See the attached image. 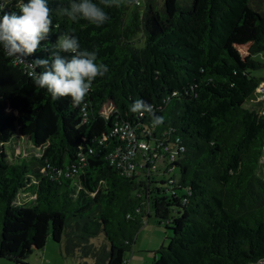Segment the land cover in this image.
Returning <instances> with one entry per match:
<instances>
[{
  "label": "trees",
  "instance_id": "16d2710c",
  "mask_svg": "<svg viewBox=\"0 0 264 264\" xmlns=\"http://www.w3.org/2000/svg\"><path fill=\"white\" fill-rule=\"evenodd\" d=\"M70 2L48 0L52 30L27 63L0 49V259L25 264L65 235L77 264H112L153 213L165 236L152 264L264 260V111L251 101L264 80V0H119L101 26L60 16ZM4 11L19 14L16 0ZM62 33L109 69L78 107L28 76ZM137 99L164 123L130 112ZM126 127L147 150L129 151ZM19 136L36 150L13 159Z\"/></svg>",
  "mask_w": 264,
  "mask_h": 264
},
{
  "label": "clouds",
  "instance_id": "9594fccd",
  "mask_svg": "<svg viewBox=\"0 0 264 264\" xmlns=\"http://www.w3.org/2000/svg\"><path fill=\"white\" fill-rule=\"evenodd\" d=\"M11 3L12 0H0V12L3 13L0 16V49L5 57L27 63L25 58L41 49V41L52 30V10L48 0H16L19 14L4 11ZM119 6V0H100L99 5L93 0H71L68 7L58 6V14L73 22L85 20L101 26L109 19L104 9ZM96 61L95 51L81 49L74 35L62 33L53 45L50 57L28 63L31 69L28 76L35 86L45 89L51 99L70 97L72 105L78 107L90 92L93 81L109 71L107 65ZM37 67L44 70L37 73ZM129 111L140 116L147 113L153 127L164 123V118L155 114L154 106L143 99L135 100Z\"/></svg>",
  "mask_w": 264,
  "mask_h": 264
},
{
  "label": "rangeland",
  "instance_id": "374dc122",
  "mask_svg": "<svg viewBox=\"0 0 264 264\" xmlns=\"http://www.w3.org/2000/svg\"><path fill=\"white\" fill-rule=\"evenodd\" d=\"M163 0H157L158 6L162 5ZM141 6L144 5V0H140ZM139 10L143 12V8H138L136 6L129 5L127 10L130 12L133 10ZM245 28H242L241 36L244 35ZM245 37V36H243ZM242 37V38H243ZM248 43L247 41H242L240 44H235L233 47L240 51L242 55L244 54V51L247 49ZM258 58L264 62V52L257 55ZM256 75H263L264 74V66L261 68H258L254 71ZM257 107V106H256ZM260 108V107H259ZM107 111V109H105ZM22 150H25L26 152H34L36 148L31 144L29 139L19 136L16 137L9 145H8V152L10 156L15 159L19 156V152H22ZM174 173L176 174V177L178 179L179 177V171L176 168L174 170ZM164 179L168 178L167 175H160ZM171 232V230H169ZM165 236L164 228L157 223V219L152 213V216L150 218L149 223L144 225L137 233L135 244L144 243L143 247L148 248H138V245L135 246V250H137L134 255L133 252H129V257L127 258V262L125 264H136V259H144L146 260V264H152L153 256L155 255L153 252H145L146 250H154L160 247L163 237ZM167 243V242H166ZM65 235L62 236V239L60 242L54 241L52 237L48 238V241L43 249L42 254H40L38 251L33 250L32 253L29 255V257L26 259L25 264H77L78 263V257L72 256L69 254L65 249ZM0 264H18L11 260L7 259H0Z\"/></svg>",
  "mask_w": 264,
  "mask_h": 264
},
{
  "label": "built area",
  "instance_id": "2783aa9c",
  "mask_svg": "<svg viewBox=\"0 0 264 264\" xmlns=\"http://www.w3.org/2000/svg\"><path fill=\"white\" fill-rule=\"evenodd\" d=\"M136 4L140 3V0H133ZM2 12H0V16ZM251 101L255 102L256 108L264 111V80L260 82L257 88V94L251 97ZM260 107V108H259ZM122 136L127 141L130 152H134V149L139 147L143 150L148 149V145L144 140L138 138L137 134L131 128H124L122 131ZM112 154V153H111ZM256 264H264V260L258 261Z\"/></svg>",
  "mask_w": 264,
  "mask_h": 264
},
{
  "label": "crops",
  "instance_id": "0c3cea01",
  "mask_svg": "<svg viewBox=\"0 0 264 264\" xmlns=\"http://www.w3.org/2000/svg\"><path fill=\"white\" fill-rule=\"evenodd\" d=\"M248 52V46H247V49L244 51V54H246ZM264 75V74H263ZM262 75V76H263ZM144 243L142 242V243H139V244H134V245H138V248L139 249H141V248H148V246L147 247H143L144 245H143ZM134 248H135V246H134ZM137 250H135V249H133L132 251H129V252H133V255H134V253L136 252ZM152 250H146L145 252H147V253H149V252H151ZM129 252H120L119 253V255H118V257H117V260L115 261V262H113L112 264H119V260H122V259H127L128 257H129ZM136 264H146V260L144 261V259H139V258H137L136 259Z\"/></svg>",
  "mask_w": 264,
  "mask_h": 264
}]
</instances>
